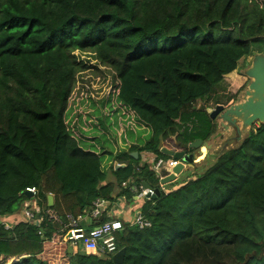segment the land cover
<instances>
[{"label":"trees","instance_id":"1","mask_svg":"<svg viewBox=\"0 0 264 264\" xmlns=\"http://www.w3.org/2000/svg\"><path fill=\"white\" fill-rule=\"evenodd\" d=\"M74 51L114 71L116 100L150 131L128 151L105 152L121 164L109 166L113 182L102 154L81 147L63 122ZM255 54L264 55L256 0H0V263L115 264L111 254L72 248L66 216L96 199L129 205L143 184L159 188L140 154L169 161L165 141H208L217 123L198 104ZM31 187L43 210L64 207L59 222L41 226L43 236L24 222L2 223ZM140 211L148 227L122 221L116 234L121 264H264V124Z\"/></svg>","mask_w":264,"mask_h":264},{"label":"rangeland","instance_id":"2","mask_svg":"<svg viewBox=\"0 0 264 264\" xmlns=\"http://www.w3.org/2000/svg\"><path fill=\"white\" fill-rule=\"evenodd\" d=\"M256 1L264 8V0ZM72 55L75 57L77 70L71 83L70 94L63 114V122L68 133L76 138L81 147L85 149L96 148L95 152L102 154V167L106 169L105 173L108 176V180L113 182L112 173L108 171L111 165L108 164L109 162L107 163V160L109 161L111 159L108 153L105 152H113L115 155L123 151H128L131 146H138L148 140L150 138V131L137 121L132 111L126 109L116 100L119 81L116 79L113 70L101 65L91 53L74 51ZM256 55L260 54H255L241 60L238 68L223 78L219 87L215 89V93L205 103L207 108L213 109L217 105L228 108L233 104L237 105L243 101L244 92L247 90L251 81L246 76V72L252 66ZM233 96H235V100H231ZM231 101L233 104H230L232 103ZM247 132H244L242 137H245ZM172 140L174 139L165 141L167 147L173 146ZM227 147L230 149L229 146ZM232 147H237V143L233 142ZM221 148L224 149L225 146ZM221 148L219 153L222 150ZM204 155L201 154L194 165L203 164L200 167L205 169L208 165L214 163V157H211L209 154ZM113 162L115 161H110V163ZM198 171L200 172L201 170L199 169ZM198 171L196 169H190L189 175L186 172L181 173L175 182L165 187L166 191H172L179 187L185 180L194 178V175L199 173ZM177 183H180V185L177 186ZM50 196L52 197V195ZM32 199L29 198L28 200ZM145 201L144 196L140 192L133 193L130 196L128 206L130 213H127L126 210L123 212H126L128 216L130 215L134 218L135 215L141 214L140 210ZM54 207L61 216L60 218H63L58 210L64 209V207L55 204ZM127 215L119 214L123 220L127 219L125 217ZM119 216L117 215V218L121 219ZM129 220L127 219L126 221L129 222Z\"/></svg>","mask_w":264,"mask_h":264},{"label":"built area","instance_id":"3","mask_svg":"<svg viewBox=\"0 0 264 264\" xmlns=\"http://www.w3.org/2000/svg\"><path fill=\"white\" fill-rule=\"evenodd\" d=\"M141 165L145 164L149 170L154 174V177L158 180L159 188H152L149 186L148 189L144 188L143 185L137 189L133 188L134 193L140 192L145 200L150 199L154 196V190L158 189L164 193H168L165 187L167 185L160 184L161 180L173 175V170L182 164L186 167V163L182 160H165L157 158L150 153H142L140 155ZM109 165L118 168L121 166L118 162L108 163ZM183 173V172H182ZM179 176L176 177V179ZM125 186V183H122ZM25 194L31 195L32 200H26L21 209L22 222L37 227L38 235L43 236L41 226L46 223L59 222V217L53 210H43L39 205L38 191L36 188H26ZM129 205L127 204L124 197H119L113 204H109L107 201L102 199H96L91 208L85 211L83 214L76 217L70 215L66 216L67 225L64 228L66 230V241L69 242L72 248L81 247L85 252H92L98 254H111L114 255L117 252L115 239L116 234L124 229L123 222L129 223L130 226H137L139 229H143L149 226V223L144 220L141 214L135 215L133 218L130 216V220L124 221L118 219L117 215H123V211L126 210L130 213ZM101 218V219H100ZM105 218V220H103ZM100 220V221H99ZM4 229H10V224L5 220L2 222Z\"/></svg>","mask_w":264,"mask_h":264},{"label":"water","instance_id":"4","mask_svg":"<svg viewBox=\"0 0 264 264\" xmlns=\"http://www.w3.org/2000/svg\"><path fill=\"white\" fill-rule=\"evenodd\" d=\"M246 76L251 80L247 90L244 92L243 101L237 105H231L228 108L217 105L215 108H207L204 103L198 104V109L205 111L212 120H221L220 127L228 130L231 127L235 133V141L241 139L242 134L247 132V128H251L253 125L264 124V55H256L252 62V66L246 72ZM241 123L239 128L237 124ZM226 124V125H225ZM221 134L217 133L216 137H220ZM179 150H167L161 149V152L173 160H182L186 163V167L179 164L174 170L173 175L161 180L160 184L168 185L176 181V177L182 172H186L188 169L193 168L194 160H197L202 154L203 148L208 146L200 140H196L190 144L178 145ZM190 150H193L190 153ZM195 153V154H193ZM131 157L134 160L138 159V153H132ZM143 187L148 189L149 186L143 184ZM160 196L158 189L154 190V196L150 199L155 200ZM31 195L27 194V198ZM48 206L52 205V197L47 198ZM101 219V218H100ZM125 250L121 249L112 256V261L115 264H121L124 258Z\"/></svg>","mask_w":264,"mask_h":264},{"label":"crops","instance_id":"5","mask_svg":"<svg viewBox=\"0 0 264 264\" xmlns=\"http://www.w3.org/2000/svg\"><path fill=\"white\" fill-rule=\"evenodd\" d=\"M220 85V84H219ZM219 87V86H218ZM232 102V101H231ZM230 104H233V102L232 103H230ZM216 123H217V132L214 134V135H212V137L208 140V141H206V142H204L207 146H208V148H203L204 150H206L205 152H204V154L205 155H207V154H209V155H211V157H214L213 158V162L216 160V158L220 155V154H222L225 150L224 149H226V150H228V147L227 146H229V148L231 149V148H234V147H232V144H233V142H236L237 143V145L242 141V138L243 137H241V139L240 140H238V141H235L234 140V136H235V133H234V131H233V129L231 128V127H229L228 128V130H225V128H221L220 127V125L219 124H221V120H216ZM226 125V124H225ZM238 125V127L240 128L241 127V123H239V124H237ZM233 131V132H232ZM248 131V130H247ZM217 133H220L221 134V136L220 137H216V135H217ZM145 134H146V132H145ZM233 135V136H232ZM135 143H137V142H135ZM177 145L175 144V142L173 143V146L172 147H169V149L170 150H174V151H177V150H179L178 149V147H176ZM222 146H225V148L224 149H222L221 147ZM220 148L222 149L221 151H220V153H219V150H220ZM168 149V150H169ZM216 154V155H215ZM141 155V154H140ZM204 155V156H205ZM108 162H110V161H107V163ZM207 162V161H206ZM201 165H203V164H199V165H194V168H196V167H198V170L200 169H202L200 166ZM194 168H191L192 170H194ZM176 189V188H175ZM174 189V190H175ZM52 204H53V198H52ZM123 214H125V215H127L126 214V212H122ZM120 217V216H119ZM125 217H127V219H129L130 218V215L128 216H125ZM16 218H18V220H16ZM121 218V217H120ZM122 219V218H121ZM126 219V220H127ZM6 222L7 221H11V222H14V223H18V222H22V216H21V214L20 213H18V214H16L15 216H11V217H6L5 219H4ZM16 220V221H15ZM123 220V219H122ZM126 220H124V221H126ZM79 250H81V251H83V252H85L81 247H79L78 248ZM86 254H87V252H85Z\"/></svg>","mask_w":264,"mask_h":264},{"label":"bare ground","instance_id":"6","mask_svg":"<svg viewBox=\"0 0 264 264\" xmlns=\"http://www.w3.org/2000/svg\"><path fill=\"white\" fill-rule=\"evenodd\" d=\"M204 152H205V150H204V149H202V154H204ZM200 158H202V157H200ZM200 158H199V159H200Z\"/></svg>","mask_w":264,"mask_h":264},{"label":"clouds","instance_id":"7","mask_svg":"<svg viewBox=\"0 0 264 264\" xmlns=\"http://www.w3.org/2000/svg\"><path fill=\"white\" fill-rule=\"evenodd\" d=\"M196 160H194L193 162L195 163ZM27 195V194H26ZM50 196V195H49Z\"/></svg>","mask_w":264,"mask_h":264}]
</instances>
